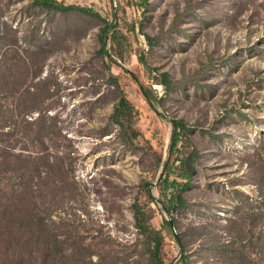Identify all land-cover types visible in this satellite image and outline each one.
<instances>
[{
	"label": "rangeland",
	"instance_id": "obj_1",
	"mask_svg": "<svg viewBox=\"0 0 264 264\" xmlns=\"http://www.w3.org/2000/svg\"><path fill=\"white\" fill-rule=\"evenodd\" d=\"M57 1L0 0V264H264V0Z\"/></svg>",
	"mask_w": 264,
	"mask_h": 264
},
{
	"label": "trees",
	"instance_id": "obj_2",
	"mask_svg": "<svg viewBox=\"0 0 264 264\" xmlns=\"http://www.w3.org/2000/svg\"><path fill=\"white\" fill-rule=\"evenodd\" d=\"M35 2L37 5L56 9L59 11H66L69 9V7H66L63 3H60L57 0H35ZM111 31L113 32V37L115 39H121L122 38L121 33L118 32V30H116L115 26H113L111 24H107V25L103 26L101 28V38L103 41L104 48H106V42L109 38ZM141 90H142L144 96L146 97V99L148 100V102L151 105H153V101L156 99L153 92L151 90H149L148 88H145L144 86L141 87ZM131 116H132V108H131L129 102L126 100V98L122 97L114 108L113 119L116 121L117 124L122 125V120L124 118H128L127 120L131 121ZM181 128H182L181 122H174L175 135L173 137V142L171 144L172 150H174L176 148V144H177V142H179L178 132ZM187 144H188L190 149L187 150V152H184V155H188V157H186L185 158L186 160L183 161V167H184V170L186 171L185 176L187 178H189L194 171L191 159L195 155H197V150L195 148H193L190 141H187ZM168 166L169 165H167V167ZM182 203H183V198L181 196H178L177 203H175L177 205L176 207H179ZM167 210L170 211V209H168V208H167ZM136 216H144V214L141 212V210H138L136 212ZM140 221H142V219ZM166 223L170 226H173V224L169 221H167ZM37 224L39 225V223H37ZM38 229L40 230L39 227H38ZM143 229L145 230V233H147L148 228L144 227ZM187 260L188 259L185 257L183 263L188 264Z\"/></svg>",
	"mask_w": 264,
	"mask_h": 264
}]
</instances>
